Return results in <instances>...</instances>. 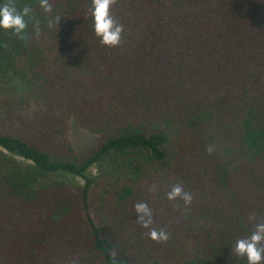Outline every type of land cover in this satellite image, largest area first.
Here are the masks:
<instances>
[{"label": "trees", "instance_id": "16d2710c", "mask_svg": "<svg viewBox=\"0 0 264 264\" xmlns=\"http://www.w3.org/2000/svg\"><path fill=\"white\" fill-rule=\"evenodd\" d=\"M13 2L32 14L27 39L0 29V264H247L231 248L264 220V0H118L115 48L92 0ZM177 183L190 206L167 200Z\"/></svg>", "mask_w": 264, "mask_h": 264}, {"label": "clouds", "instance_id": "9594fccd", "mask_svg": "<svg viewBox=\"0 0 264 264\" xmlns=\"http://www.w3.org/2000/svg\"><path fill=\"white\" fill-rule=\"evenodd\" d=\"M118 3V0H92L91 17L94 23V33L99 38L101 45L108 48H115L121 45L125 26L118 23L117 19L111 14V9ZM39 7L45 13H51L53 5L50 0H40ZM32 8L24 6L18 9L13 0H7L6 3L0 5V29L11 30L21 40L27 39L25 32L28 28L26 17L30 18ZM60 16H55L54 20L58 24ZM53 26V22L49 21V27ZM35 35L40 36V24L36 21L33 24ZM211 155L214 151L212 146L207 149ZM153 192L156 188L151 189ZM166 198L169 202L182 201L185 207L190 206L194 200V196L190 191H185L182 184L172 185L170 191L167 192ZM137 221L143 229L147 230L146 234L149 239L155 243H166L170 236L166 229H157L154 226L153 212L145 202H137L134 205ZM250 221H257L256 215L253 213L249 216ZM237 256L246 258L247 264H264V220L255 224V228L250 236L239 238L235 241L231 248ZM76 264V261H73Z\"/></svg>", "mask_w": 264, "mask_h": 264}, {"label": "rangeland", "instance_id": "374dc122", "mask_svg": "<svg viewBox=\"0 0 264 264\" xmlns=\"http://www.w3.org/2000/svg\"><path fill=\"white\" fill-rule=\"evenodd\" d=\"M70 139L72 140V147L76 154L84 156L91 152L98 141L96 138L86 132L81 131L75 126L70 128Z\"/></svg>", "mask_w": 264, "mask_h": 264}]
</instances>
